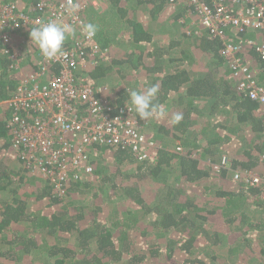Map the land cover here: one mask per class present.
Segmentation results:
<instances>
[{"label":"trees","instance_id":"trees-1","mask_svg":"<svg viewBox=\"0 0 264 264\" xmlns=\"http://www.w3.org/2000/svg\"><path fill=\"white\" fill-rule=\"evenodd\" d=\"M16 1L27 9L36 0ZM106 1L85 11L110 53L87 79L120 106L130 103L127 90L158 84L154 102L166 115H135L159 147L140 162L128 150L97 146L93 170L56 195L10 146L6 99L22 78L0 44V264H264L260 189L212 169L218 155L235 167L260 168L258 105L231 85L219 41L177 31L180 14L160 35L149 31L145 24L168 0ZM246 57L259 67L254 52ZM35 59L28 58V72ZM177 113L182 119L173 123Z\"/></svg>","mask_w":264,"mask_h":264},{"label":"built area","instance_id":"built-area-1","mask_svg":"<svg viewBox=\"0 0 264 264\" xmlns=\"http://www.w3.org/2000/svg\"><path fill=\"white\" fill-rule=\"evenodd\" d=\"M101 1L105 0H74L80 10L70 15L66 11L69 0H36L27 9L20 8L16 0H0L2 52L12 60V70L20 69L22 78L6 99L12 108L10 146L27 168L50 181L58 196L73 179L93 170V160L99 155L97 146L128 150L140 162L148 158L149 149L159 147L141 129L135 110H128L130 103L120 106L87 79L89 69L110 57L109 49L99 43L96 34L88 39L80 30L86 23L83 10ZM168 2H184L187 12L196 17V32L204 31L220 42L221 55L230 66L236 88L259 107L264 142V0ZM49 21L73 30L63 45L66 55L50 61L39 50L37 67L22 72L20 58L31 44L25 33ZM248 32L254 35L248 36ZM248 50L258 56V68L250 65ZM174 152L183 153V147L177 144ZM259 160L258 169H241L231 164L229 156L221 155L212 162V169L216 173L229 171L234 181L259 188L264 207V148Z\"/></svg>","mask_w":264,"mask_h":264},{"label":"clouds","instance_id":"clouds-1","mask_svg":"<svg viewBox=\"0 0 264 264\" xmlns=\"http://www.w3.org/2000/svg\"><path fill=\"white\" fill-rule=\"evenodd\" d=\"M80 10L78 3L69 0V8L66 11L70 15H75ZM81 34L91 39L97 32V26L93 23H82L80 25ZM74 34L69 26H61L55 21L41 23L31 28L29 33L31 43L35 44L46 60H56L65 56L63 45L69 35ZM131 109H134L141 120H147L153 117H164L166 115L165 107L155 103V98L159 91V85L154 84L147 87L144 91L127 90ZM182 119V114L177 113L174 116L173 123H178Z\"/></svg>","mask_w":264,"mask_h":264},{"label":"crops","instance_id":"crops-1","mask_svg":"<svg viewBox=\"0 0 264 264\" xmlns=\"http://www.w3.org/2000/svg\"><path fill=\"white\" fill-rule=\"evenodd\" d=\"M106 2L107 1L105 0V1H101L98 5H95V6L91 5V6L86 7L83 10V17L85 16V11L93 9V8L99 9L100 7L104 6L106 4ZM23 3L26 4L24 1H23ZM184 6H185L184 2H176L174 4L167 2L163 6L161 11L157 14L156 18L152 19L149 23H146L145 26H148L149 31L152 32L153 34L160 35L167 26L172 24V22H173L172 19L174 18V15L180 14V18L183 17L181 19V21H180V18L176 19V20L174 19L175 21L173 23L175 25V27L177 28V31H179L180 33H184L186 36L190 37V40L193 39L197 35L203 34L204 31L202 33H199V34L196 32L198 30V25H196L194 23L196 17L194 16V14H190L187 11L185 12ZM184 13H185V15L183 16ZM29 33H30V31L28 33H25V34H28V36L24 35V38L30 40ZM247 35L253 36L254 32H248ZM22 38L23 37L19 36V39H22ZM31 45H33V47H36L35 44H31ZM31 45H27V47L25 48V50H23V53L21 55L23 58V60L21 62V64L23 65L22 72H25V73L28 72L27 71V63L29 62V60H28L29 57H30V59L36 58L34 61H39V59H40V57L36 53L39 51V48L37 51L34 52V50H32V48H31ZM28 53H30V55H28ZM143 81H144V79L141 80V82H143ZM230 82H231L232 86L235 85L233 80ZM183 88H186V85ZM175 94L178 95L177 93H175ZM179 94H180V92H179ZM176 95H172V96L176 97ZM173 99H175V98H173ZM177 144H180V142L179 141L176 142V145ZM182 147H183V151H185V147L184 146H182ZM219 157H220V155H218L215 160H218ZM208 160H206V161H208ZM230 160H231V164L233 165V161L231 158H230ZM259 165H260V162H259ZM236 168H239V167H236ZM241 169H243V168H241ZM223 174H224L226 180H228L232 183L233 182L234 183H240V182L234 181L232 179V173L231 172L225 171ZM262 206H263V203H262Z\"/></svg>","mask_w":264,"mask_h":264}]
</instances>
